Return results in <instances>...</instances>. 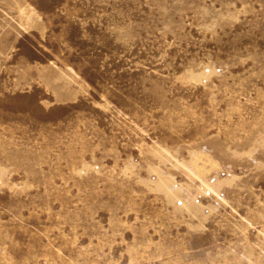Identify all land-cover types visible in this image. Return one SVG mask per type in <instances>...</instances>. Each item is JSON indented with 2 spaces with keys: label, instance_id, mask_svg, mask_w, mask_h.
Here are the masks:
<instances>
[{
  "label": "rangeland",
  "instance_id": "rangeland-1",
  "mask_svg": "<svg viewBox=\"0 0 264 264\" xmlns=\"http://www.w3.org/2000/svg\"><path fill=\"white\" fill-rule=\"evenodd\" d=\"M0 264H264V0H0Z\"/></svg>",
  "mask_w": 264,
  "mask_h": 264
}]
</instances>
